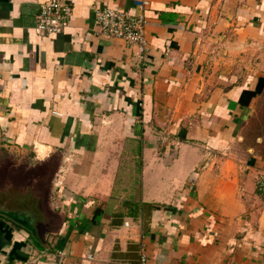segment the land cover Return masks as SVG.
<instances>
[{
    "label": "crops",
    "instance_id": "0c3cea01",
    "mask_svg": "<svg viewBox=\"0 0 264 264\" xmlns=\"http://www.w3.org/2000/svg\"><path fill=\"white\" fill-rule=\"evenodd\" d=\"M0 0V264H264V0H150L141 61L93 29L136 0Z\"/></svg>",
    "mask_w": 264,
    "mask_h": 264
},
{
    "label": "built area",
    "instance_id": "2783aa9c",
    "mask_svg": "<svg viewBox=\"0 0 264 264\" xmlns=\"http://www.w3.org/2000/svg\"><path fill=\"white\" fill-rule=\"evenodd\" d=\"M150 0H136L134 5L138 12L131 13L128 9L116 7H100L94 11L93 29L105 38H121L128 45L136 48L137 57L143 61L148 50L145 37L147 17L144 10ZM72 8L67 0H47L41 4L35 23V32L39 35L62 32L71 18ZM256 187L264 196V164L255 176ZM139 264H145L142 257Z\"/></svg>",
    "mask_w": 264,
    "mask_h": 264
},
{
    "label": "water",
    "instance_id": "95a60500",
    "mask_svg": "<svg viewBox=\"0 0 264 264\" xmlns=\"http://www.w3.org/2000/svg\"><path fill=\"white\" fill-rule=\"evenodd\" d=\"M0 213L8 216L10 218L11 221L13 222H16V223H19L21 224L22 226H24L25 228L29 229V222L28 220L25 219V216H21V215H16V216H9L8 215V212H5V211H1L0 210Z\"/></svg>",
    "mask_w": 264,
    "mask_h": 264
},
{
    "label": "trees",
    "instance_id": "16d2710c",
    "mask_svg": "<svg viewBox=\"0 0 264 264\" xmlns=\"http://www.w3.org/2000/svg\"><path fill=\"white\" fill-rule=\"evenodd\" d=\"M263 85H264V77H260L258 80L257 88L254 91H244L242 96L246 94L248 97L256 95L257 93L261 91Z\"/></svg>",
    "mask_w": 264,
    "mask_h": 264
},
{
    "label": "flooded vegetation",
    "instance_id": "af4514ba",
    "mask_svg": "<svg viewBox=\"0 0 264 264\" xmlns=\"http://www.w3.org/2000/svg\"><path fill=\"white\" fill-rule=\"evenodd\" d=\"M13 216V215H12Z\"/></svg>",
    "mask_w": 264,
    "mask_h": 264
}]
</instances>
